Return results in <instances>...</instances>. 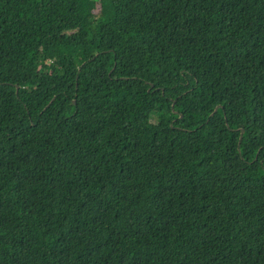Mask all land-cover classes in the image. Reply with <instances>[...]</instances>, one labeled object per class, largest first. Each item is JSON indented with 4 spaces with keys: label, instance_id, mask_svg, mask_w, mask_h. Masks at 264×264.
I'll return each instance as SVG.
<instances>
[{
    "label": "trees",
    "instance_id": "trees-1",
    "mask_svg": "<svg viewBox=\"0 0 264 264\" xmlns=\"http://www.w3.org/2000/svg\"><path fill=\"white\" fill-rule=\"evenodd\" d=\"M0 264H264V0H0Z\"/></svg>",
    "mask_w": 264,
    "mask_h": 264
},
{
    "label": "water",
    "instance_id": "water-1",
    "mask_svg": "<svg viewBox=\"0 0 264 264\" xmlns=\"http://www.w3.org/2000/svg\"><path fill=\"white\" fill-rule=\"evenodd\" d=\"M96 55H97V54H95V56H96ZM73 102H75V101L73 100ZM172 105H173V104H172ZM218 107H219V106H216V107L214 108L213 112H212V113H210V115H213V114H214V112H216V111H217ZM241 136H242V132H241V134H240V139H241Z\"/></svg>",
    "mask_w": 264,
    "mask_h": 264
},
{
    "label": "rangeland",
    "instance_id": "rangeland-1",
    "mask_svg": "<svg viewBox=\"0 0 264 264\" xmlns=\"http://www.w3.org/2000/svg\"><path fill=\"white\" fill-rule=\"evenodd\" d=\"M53 52H54V49L53 48H49L48 49V54H53Z\"/></svg>",
    "mask_w": 264,
    "mask_h": 264
}]
</instances>
